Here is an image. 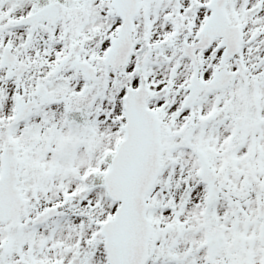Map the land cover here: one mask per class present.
Instances as JSON below:
<instances>
[{"label": "snow or ice", "instance_id": "snow-or-ice-1", "mask_svg": "<svg viewBox=\"0 0 264 264\" xmlns=\"http://www.w3.org/2000/svg\"><path fill=\"white\" fill-rule=\"evenodd\" d=\"M0 264H264V0H0Z\"/></svg>", "mask_w": 264, "mask_h": 264}]
</instances>
